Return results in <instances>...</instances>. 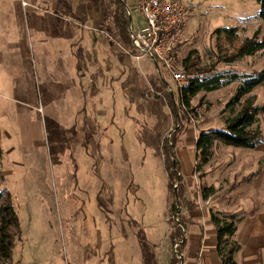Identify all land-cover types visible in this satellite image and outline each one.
I'll return each mask as SVG.
<instances>
[{"label":"rangeland","instance_id":"obj_1","mask_svg":"<svg viewBox=\"0 0 264 264\" xmlns=\"http://www.w3.org/2000/svg\"><path fill=\"white\" fill-rule=\"evenodd\" d=\"M179 1L190 14L183 60L194 51L204 66L230 49L215 33L219 28L238 27L242 41L256 33L264 37L255 0ZM2 8L10 21L14 11L33 10L35 35L20 29L23 52L17 57L26 54L33 61L34 55L39 62L30 93L34 101L25 95L13 102L25 108V115L20 119L7 105L0 111L1 134L23 136L26 149L3 156L0 165L5 174L0 192L11 191L21 221L13 264H143L129 219L145 229L152 245L147 264H171L175 197L162 146L175 124L169 94L181 107L178 84L160 64L155 68L148 57L130 55L114 27L115 5L110 0H0V12ZM2 26L8 24L2 20ZM0 35L10 42L12 34ZM230 68L263 69L264 52ZM20 78L14 75L17 83ZM232 92L233 86L200 93L192 102L195 112L183 125L177 145L185 211L188 204L201 203L216 213L215 203L229 198L225 189L234 183L231 172L223 178L230 166L251 167L257 173L252 183L264 182V146L254 151L218 142L208 164L190 149L202 129L223 128L238 113L237 108L225 110ZM254 94L264 102V88ZM260 124L264 130V115Z\"/></svg>","mask_w":264,"mask_h":264},{"label":"trees","instance_id":"obj_2","mask_svg":"<svg viewBox=\"0 0 264 264\" xmlns=\"http://www.w3.org/2000/svg\"><path fill=\"white\" fill-rule=\"evenodd\" d=\"M114 5V27L119 39L130 51V55L136 56L130 38V18L127 15L125 4L122 0H110ZM253 1V0H251ZM260 5L258 18L264 22V0H255ZM63 8H67L65 5ZM218 38H223L230 49H226L212 64L200 65L196 59V52H191L184 59V68L189 74L188 85L180 91L181 107L175 106L174 98L169 94L168 100L175 118L174 131L165 139L163 155L165 169L168 173L170 194L175 197V203L171 208L170 223L173 231L169 235L174 246V255L171 264H182L184 250L188 240L185 238L187 222L181 211V204L186 186L183 183L180 162L175 154L180 133L184 130V124L189 121V115L194 113L192 102L200 93L211 94L227 87L233 86V92L229 98L225 110L237 108L238 113L226 121L223 128L201 131L197 136V159H202L203 164H208L213 158L215 145L219 142L235 148L255 150L259 145H264V132L260 124L264 115V102L260 103V97L254 92L258 88H264V68L252 72L238 71L230 66L241 62L245 58H253L264 52V37L259 38L256 33L252 38L240 40L238 27L219 28L215 32ZM220 64L228 66L226 70L218 69ZM204 104V102H201ZM207 107V106H206ZM208 108H210L208 106ZM3 150L0 146V165L2 164ZM0 178L4 181V175L0 172ZM211 220L217 229L218 253L222 257L223 264H237L235 254L240 245L232 240L237 233L244 217L237 213L217 212L211 214ZM129 226L136 229L138 241H140L143 264L148 262V252L152 245L148 240L144 228L139 227L134 219H129ZM21 221L13 202L12 193L4 189L0 192V264H13V252L16 240L21 237Z\"/></svg>","mask_w":264,"mask_h":264},{"label":"crops","instance_id":"obj_3","mask_svg":"<svg viewBox=\"0 0 264 264\" xmlns=\"http://www.w3.org/2000/svg\"><path fill=\"white\" fill-rule=\"evenodd\" d=\"M63 9H66L67 11V8ZM3 10L4 8H2L0 12V34L10 33L12 36L9 39L10 42H7L6 38L3 42V38H0V111L2 112L7 105L11 114L17 112V117L20 116L21 119L22 116L25 115V108L22 107L20 109L19 104L15 105L13 102L15 97L19 98L18 96L22 99L25 95L27 97L32 96L30 94L31 88L32 90L34 89V84H32V82L34 75L36 76V72L34 71H37L39 62L34 55L33 61L31 56L27 59L26 54L23 55L24 57H17L19 53L23 52L20 44V29L23 32L24 29H27L33 37V35H35L34 30L36 29V18L34 17L33 10L14 11L13 18L10 21L9 18L4 16V12H2ZM2 18L6 19L4 20ZM2 20L5 24H8L6 29H3ZM32 52L35 53L34 51ZM131 56L134 57L133 55ZM152 63L155 68H159L157 63ZM19 74L21 75V78L20 82L17 83L14 79V75L17 76ZM30 84H32V87H30ZM33 94H35V90ZM32 100L34 101L33 96ZM30 104L31 106L35 105V103ZM30 110H32L31 107L29 108V112H32ZM13 128V125L9 127V129ZM1 130L3 129H1L0 122V131ZM206 130L209 129H202V131ZM195 140L194 147H190V149H193L196 152L197 137ZM179 141L180 140L178 139V143ZM22 143H24L23 136L19 135L15 137L13 134L11 136H6L5 134L2 135L0 132V146L2 147L3 156H5V158H7L6 156H11V154H17L18 150L24 152L26 149L22 147ZM263 146L264 145H259L254 151H257ZM223 148L228 149L226 147ZM179 149L180 148L177 147L175 154L178 155ZM246 152L249 151H244L243 153ZM243 153L241 154L242 156L244 155ZM249 153L253 154L254 152L251 151ZM188 155L191 156L190 154ZM179 156L180 155L177 156L178 160L181 158ZM182 156H186V153L182 154ZM239 161L240 160L237 159V162ZM237 166L238 164H236L235 168L230 166L228 169L229 171L227 170L228 172L224 173L223 178L231 172L233 174L232 180L234 183L232 186H227L225 189L229 198L226 197L218 200L215 203L216 206L214 205V210H217L216 213H237L244 217V220L238 227L237 233L232 237V240L240 245V249L235 254L236 263L264 264V182L259 185L252 183L254 179L252 176H256L257 173L254 172L251 167L246 165H244V168L241 170H239V167ZM233 169H237L239 172H234ZM184 175H186V173ZM259 179H261V177L258 175L257 181H259ZM185 194L186 191L183 196L184 198L181 204V211L187 222V232L185 238L188 240V243L183 253L184 256L182 264H223L222 257L220 253H218L217 229L211 220L210 209L213 208L210 207L207 210L206 205L208 204L202 205L200 203L199 206H192L188 204L186 206L187 211H185L184 202L187 198ZM213 197L214 195H211L209 200H213ZM188 201H190V199H188ZM205 209L208 212H206Z\"/></svg>","mask_w":264,"mask_h":264},{"label":"built area","instance_id":"obj_4","mask_svg":"<svg viewBox=\"0 0 264 264\" xmlns=\"http://www.w3.org/2000/svg\"><path fill=\"white\" fill-rule=\"evenodd\" d=\"M130 18V38L137 55L166 71L180 91L188 85L181 51L188 10L179 0H122ZM160 64V65H159Z\"/></svg>","mask_w":264,"mask_h":264}]
</instances>
